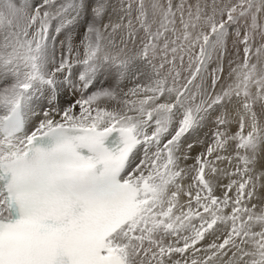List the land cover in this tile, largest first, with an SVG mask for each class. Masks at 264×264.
I'll return each mask as SVG.
<instances>
[{
    "label": "snow or ice",
    "instance_id": "1",
    "mask_svg": "<svg viewBox=\"0 0 264 264\" xmlns=\"http://www.w3.org/2000/svg\"><path fill=\"white\" fill-rule=\"evenodd\" d=\"M0 264H264V0H0Z\"/></svg>",
    "mask_w": 264,
    "mask_h": 264
},
{
    "label": "bare ground",
    "instance_id": "2",
    "mask_svg": "<svg viewBox=\"0 0 264 264\" xmlns=\"http://www.w3.org/2000/svg\"><path fill=\"white\" fill-rule=\"evenodd\" d=\"M61 39H63V37H61ZM79 43V41H77V44ZM132 85L129 84L128 87H131ZM65 99H68V97H65ZM78 111V109H77ZM212 128V125L209 124L206 127H203L195 136H190L186 143H193L197 138L199 140H207L210 142V129ZM206 134H208L206 136ZM205 145L202 144H197L195 148H193L191 155L194 157L196 154H198L199 152L204 150ZM188 164H192L193 161L190 159L187 161Z\"/></svg>",
    "mask_w": 264,
    "mask_h": 264
},
{
    "label": "rangeland",
    "instance_id": "3",
    "mask_svg": "<svg viewBox=\"0 0 264 264\" xmlns=\"http://www.w3.org/2000/svg\"><path fill=\"white\" fill-rule=\"evenodd\" d=\"M77 41H78V39H77ZM77 41H76V43H77ZM58 43H59V42H57V45H58ZM229 49H230V55H229V57L226 58L225 61H224V69H225V70H224V76H225V77H227V75H228V71H229L228 60L234 58V56L231 54V51H232V43H231V41H229ZM215 67H216V64H215V63H212L211 66H210L209 71H211V69H212V68H215Z\"/></svg>",
    "mask_w": 264,
    "mask_h": 264
}]
</instances>
